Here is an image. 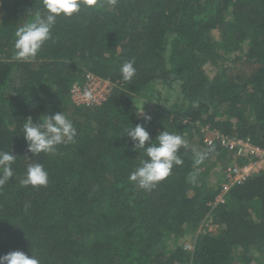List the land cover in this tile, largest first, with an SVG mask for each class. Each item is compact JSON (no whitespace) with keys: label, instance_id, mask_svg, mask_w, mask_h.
Returning a JSON list of instances; mask_svg holds the SVG:
<instances>
[{"label":"trees","instance_id":"16d2710c","mask_svg":"<svg viewBox=\"0 0 264 264\" xmlns=\"http://www.w3.org/2000/svg\"><path fill=\"white\" fill-rule=\"evenodd\" d=\"M37 11L47 15L41 0L0 3V151L16 156L13 177L0 186V256L21 250L41 264H264V176L243 180L213 205L221 180H211L207 165L230 160L201 133L209 127L264 149V0H98L91 7L82 0L79 12L57 18L34 60H14L15 31ZM223 55L233 59L224 64ZM130 60L136 73L124 81L119 69ZM218 61L223 68L209 80L205 68ZM86 73L115 84L100 106L71 102L72 84ZM158 84L175 85L177 97L147 112L146 146L167 130L187 147L178 152L183 164L144 190L129 176L147 157L125 129L144 123L136 101L155 100ZM59 111L76 127L75 142L29 152L25 119ZM197 149L208 152L200 164ZM33 163L48 172L46 186L20 184ZM186 237L192 252L183 248Z\"/></svg>","mask_w":264,"mask_h":264},{"label":"clouds","instance_id":"9594fccd","mask_svg":"<svg viewBox=\"0 0 264 264\" xmlns=\"http://www.w3.org/2000/svg\"><path fill=\"white\" fill-rule=\"evenodd\" d=\"M47 15L36 12L34 19H31L19 27L14 34L13 59L17 61L31 62L46 41L52 38V29L57 18L61 15L71 17L82 8V0H41ZM115 4L116 0H108ZM2 3V0H0ZM98 0H83V5L96 6ZM134 61H126L120 67L124 81H131L136 73ZM86 97L91 93L85 92ZM198 102L193 107H198ZM144 123L136 124L134 127L125 129V134L133 144V150H144L147 159L141 160L139 166L130 174L129 180L139 189L151 190L160 181L167 178L174 166L183 164L178 155L181 147H187V141L179 134L167 130L160 132L155 141H150V133L147 131V124L151 122L152 116L140 112ZM23 135L27 142L28 151L32 154L41 152H54L56 146L67 143H74L77 136V129L73 122L61 111L51 115H45L38 121H33L29 116L23 123ZM214 149L210 148L209 151ZM208 152H197L196 163L200 164L206 159ZM16 156L11 152L0 151V186L7 183L13 177L12 165ZM48 172L40 163L29 164L24 178L20 180L22 186L31 185L46 186L48 183ZM192 182L196 176L191 177ZM0 264H41V260L34 254L29 257L21 250H15L0 256Z\"/></svg>","mask_w":264,"mask_h":264},{"label":"built area","instance_id":"2783aa9c","mask_svg":"<svg viewBox=\"0 0 264 264\" xmlns=\"http://www.w3.org/2000/svg\"><path fill=\"white\" fill-rule=\"evenodd\" d=\"M114 88L115 84L110 79L86 73L81 81L72 84L69 94L75 106L96 107L106 101ZM85 92L91 93V96L86 97ZM201 133L205 145L218 144L232 162L230 166L222 170L221 188L213 205L225 203L230 189L239 185L243 180L253 176H264V149L257 147L247 139L228 136L209 127H201ZM184 249L191 248L186 246Z\"/></svg>","mask_w":264,"mask_h":264},{"label":"rangeland","instance_id":"374dc122","mask_svg":"<svg viewBox=\"0 0 264 264\" xmlns=\"http://www.w3.org/2000/svg\"><path fill=\"white\" fill-rule=\"evenodd\" d=\"M212 35H213V38L215 39V41L218 42L219 41V33L217 31H214V32H212ZM220 55H222V53H220ZM222 57H223V59H225V61H224L225 63L224 64H226L227 61H230L231 59H233V57L230 58V57L224 56V55ZM243 67L244 66H241V64L239 65V68H243ZM222 68H223V64L220 61H218L216 64L211 65V66L207 65L206 68H205L206 69L205 72H206V75H207L208 79L211 80L212 77L214 76V74L221 72ZM155 89L159 92L158 94L155 93L156 94L155 95V100L156 101L154 99H152V100H150V103H148V104L144 103L143 100L136 101L137 106H139L138 107L139 111L137 112L138 118H142L143 117L140 114V112H142L144 110V112L147 113L149 110L153 109L156 104H160L162 106H165L166 104H169V103H172V102L176 101L177 87L175 85L171 89V88H169L167 86H163L161 84H158L157 88H155ZM150 105H151V107L149 108ZM206 135H208V134L206 133ZM196 152H200V150L197 149ZM228 162L229 161H227V162L221 161L220 163L218 162V164L214 165V166L213 165L212 166L211 165H207V168L211 169V171H210L211 175H213L211 177L212 181H214V180L216 181L218 179L219 180L221 179V173H222L223 168L228 167V166H230L232 164V162H230V163H228ZM199 166L201 167L202 165H199ZM219 180H218V182H219ZM254 217H256V216L254 215ZM209 230L214 232L213 228H209ZM200 233H202V224H200L198 226V228H197V230L195 232V236H197ZM194 239H195V237H194ZM166 241H168V240H166ZM182 244H184L183 248H185L186 246L191 248V249H188V250L184 249L186 252H192V250L194 248V243H193V239L191 237H186L183 240Z\"/></svg>","mask_w":264,"mask_h":264}]
</instances>
